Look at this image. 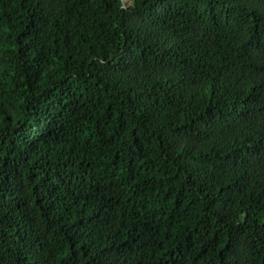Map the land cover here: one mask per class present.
<instances>
[{"label":"trees","instance_id":"trees-1","mask_svg":"<svg viewBox=\"0 0 264 264\" xmlns=\"http://www.w3.org/2000/svg\"><path fill=\"white\" fill-rule=\"evenodd\" d=\"M0 264H264V0H0Z\"/></svg>","mask_w":264,"mask_h":264},{"label":"water","instance_id":"water-1","mask_svg":"<svg viewBox=\"0 0 264 264\" xmlns=\"http://www.w3.org/2000/svg\"><path fill=\"white\" fill-rule=\"evenodd\" d=\"M126 1V0H125Z\"/></svg>","mask_w":264,"mask_h":264}]
</instances>
